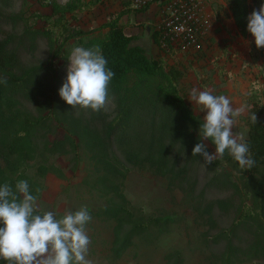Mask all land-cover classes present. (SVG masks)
I'll use <instances>...</instances> for the list:
<instances>
[{"label": "rangeland", "instance_id": "obj_1", "mask_svg": "<svg viewBox=\"0 0 264 264\" xmlns=\"http://www.w3.org/2000/svg\"><path fill=\"white\" fill-rule=\"evenodd\" d=\"M76 1L0 0V38L20 37L27 28L48 29V22L59 16H51V3L62 7ZM208 2L213 13L218 12L215 22L220 21L223 29L201 51L166 56V67L182 71L177 88L200 120L206 112L191 101L193 88L225 95L234 108L243 107L245 111L233 127L243 141L251 97L257 93L264 107V54L251 35H239L225 0ZM120 6L126 9L116 0L97 1L90 8L66 13L64 20L73 32H88L117 14ZM131 15L134 17L125 27H138L142 35L132 45L155 58L152 43H145L150 42L146 27L150 28L151 19L133 11ZM95 35L97 31L69 38L54 60L49 36L13 45H18L19 72L41 64L46 68L52 64L57 70L54 80L49 71L42 73L30 95L13 94L16 108L33 118H49L34 137L33 159L24 164L26 175L41 189L37 193L41 213L52 211L59 219L67 211L88 208L92 219L86 226L91 241L87 258L91 264H264L260 187L252 195L245 172L235 163L205 165L201 156L192 155L203 139L199 128L161 134L158 127L152 134L148 126H136L134 132H126L122 142L118 137L108 138L105 132L116 114L114 94L109 93L107 111L98 113L72 109L61 99L59 90L66 81L72 50ZM50 37L56 39L53 34ZM59 41L54 40V48ZM203 143L210 154L215 152L207 140ZM257 177H264V168ZM247 207L251 212L244 218ZM117 217L123 219L121 224ZM143 224L146 226L137 228L123 247L132 228ZM0 264L6 262L0 260Z\"/></svg>", "mask_w": 264, "mask_h": 264}, {"label": "trees", "instance_id": "obj_2", "mask_svg": "<svg viewBox=\"0 0 264 264\" xmlns=\"http://www.w3.org/2000/svg\"><path fill=\"white\" fill-rule=\"evenodd\" d=\"M97 1L101 2L102 0H94L88 3H81L80 0H77L75 3H68L62 7L53 2L51 3V16H59L48 22V29L32 30L27 28L20 37L8 35L0 38V80L6 78L8 81L7 86L0 83V184L7 182L15 189L17 182L27 181L30 192L37 195V187L26 175L24 164L33 159L36 150L34 137L37 130L46 126L49 118L41 115L34 118L28 116L16 108L13 94L21 92L30 95L31 87L39 83L38 78L42 73L49 71L53 76L52 80H54V77H57V70L52 64H48L47 68L41 64L19 72L17 48L25 39L34 43L39 36H49L51 60H54L55 57L57 58L62 54L60 51L69 38L75 35L87 36L92 32H98V35L89 38L82 47L92 48L99 45L104 58L107 60V67L114 73L109 84V93L116 96V114L105 128L108 138L118 137L120 141L125 142L126 132L132 130L134 132L136 126H148L152 134L158 127L161 134L171 131L180 134L191 132L190 128L200 129L203 124L204 121L194 114L177 88V83L183 77L182 71L177 67H166L165 57L175 53L170 50L167 52L168 50L162 47L160 33L153 32L151 34L154 44L157 45L160 52V55L155 58L148 57L142 47L132 45L137 39L136 36H129L124 33L123 26L119 22L131 10L124 9L115 15H109L97 29H91L88 32H73L67 27L66 20H64L66 13H72L81 7L90 8ZM225 2L239 35L242 37L250 36L247 31V17L254 9L258 10L264 0H225ZM147 9L148 7L133 12H145ZM50 17L46 18L49 19ZM102 30L105 32L102 33ZM1 32L0 29V34ZM50 34H53L56 39L60 38L55 48L54 40L56 39H52ZM14 43L18 44L17 47H13ZM259 51L264 54V48L259 49ZM227 52L226 54L229 55ZM64 58L66 61V55ZM57 89L58 87L54 90V95L57 94ZM250 106L246 115L247 133L242 142L249 145L255 166L250 170L241 169L238 162L227 152L225 153L226 157H218L213 163L220 166L229 162L235 163L243 173L245 172V184L252 195L260 187L257 196L261 198L259 204L261 207L258 210V215L261 216L264 212V177L259 178L257 174L264 168V107L257 93L251 97ZM254 112L257 116L256 124L250 119ZM207 141L214 146L211 141ZM20 167H23L22 171H19ZM250 212V207H247L242 212L243 217L245 218V215L250 214ZM117 220L120 224L123 222L121 217H117ZM262 222H264L263 217ZM145 226L146 224H143L132 228L123 240V247L129 244L130 236L137 228Z\"/></svg>", "mask_w": 264, "mask_h": 264}, {"label": "clouds", "instance_id": "obj_3", "mask_svg": "<svg viewBox=\"0 0 264 264\" xmlns=\"http://www.w3.org/2000/svg\"><path fill=\"white\" fill-rule=\"evenodd\" d=\"M247 21L256 48H264V3L252 11ZM69 62L66 81L59 90L61 99L72 109L107 111L114 73L107 67L100 46L75 47ZM0 83L7 86L8 81L4 78ZM190 99L206 112L200 126L203 139L192 155L201 156L207 165L227 152L241 169L253 168L255 160L249 145L233 132L236 118L245 109L234 108L228 97L214 95L211 90L193 88ZM250 119L257 123L255 112ZM204 140L212 142L214 153L206 150ZM40 191L36 189V193ZM91 219L86 206L67 211L59 219L52 211L41 213L38 196L30 192L27 181L17 182L15 189L7 182L0 184V260L6 264H91L87 258L91 241L86 233Z\"/></svg>", "mask_w": 264, "mask_h": 264}, {"label": "built area", "instance_id": "obj_4", "mask_svg": "<svg viewBox=\"0 0 264 264\" xmlns=\"http://www.w3.org/2000/svg\"><path fill=\"white\" fill-rule=\"evenodd\" d=\"M120 3L131 11H141L152 4L158 6L156 31L167 52H198L202 45L210 43L212 10L208 0H120Z\"/></svg>", "mask_w": 264, "mask_h": 264}, {"label": "crops", "instance_id": "obj_5", "mask_svg": "<svg viewBox=\"0 0 264 264\" xmlns=\"http://www.w3.org/2000/svg\"><path fill=\"white\" fill-rule=\"evenodd\" d=\"M116 2H117L119 5H122L118 0H116ZM124 9H125V8H122V7L120 6V9H118V11H122V10H124ZM211 10H212V15H211L210 30H209V34H210V38H211L210 43L212 42L213 38L217 36V32L223 29V27L221 26L222 24L220 23V21L215 22L217 19H216L214 16H215V14H218V12H217V13H213V9H211ZM150 11H151V14H150V16H148V13H149ZM131 12H132V11H131ZM131 12H130L129 14H126L125 16H123V17L121 18L119 24L123 26L124 33H125L126 35H129V36H136V37H137L136 40L138 41V40L141 38V36H142L141 33H140V28H138V27H130V28L127 29V28L125 27V24L129 21V18L132 19V16H133V15H131ZM228 12H229V11H228ZM137 13H138V15L141 14V15H143V16H146L147 19H151V23H152V24H151L150 28H149V27H146V32H147V34H150L149 36H150L151 38H150V42H149V41H145V43H152L153 51L156 52V55H157V56L160 55V52H159V50H158V47H157L156 44H154V41H153V39H152V35H151L153 32H157V31H156V27H157L158 20H159L158 6H157L156 4H152V5H150V6L148 7L147 11H145V12H137ZM137 13H136V14H137ZM229 14H230V12H229ZM133 17H134V16H133ZM230 17L232 18L231 14H230ZM123 18H125L124 22H122V19H123ZM232 22H233V19H232ZM233 26L235 27L234 22H233ZM157 33H158V32H157ZM136 40H135V41H136ZM157 56H156V57H157Z\"/></svg>", "mask_w": 264, "mask_h": 264}]
</instances>
